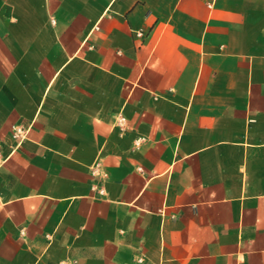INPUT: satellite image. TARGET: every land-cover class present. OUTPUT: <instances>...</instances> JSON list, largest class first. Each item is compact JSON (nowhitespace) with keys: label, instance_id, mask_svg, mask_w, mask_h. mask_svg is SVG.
<instances>
[{"label":"crops","instance_id":"1","mask_svg":"<svg viewBox=\"0 0 264 264\" xmlns=\"http://www.w3.org/2000/svg\"><path fill=\"white\" fill-rule=\"evenodd\" d=\"M0 264H264V0H0Z\"/></svg>","mask_w":264,"mask_h":264},{"label":"built area","instance_id":"2","mask_svg":"<svg viewBox=\"0 0 264 264\" xmlns=\"http://www.w3.org/2000/svg\"><path fill=\"white\" fill-rule=\"evenodd\" d=\"M139 35H142V32H139ZM127 120L126 117L123 114H119L115 119V125L120 127L122 130L126 128ZM27 135V129L18 124L12 125V137L16 142V146H19L22 141L26 138ZM142 138L138 137L135 140L136 145H139Z\"/></svg>","mask_w":264,"mask_h":264}]
</instances>
